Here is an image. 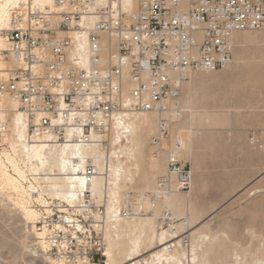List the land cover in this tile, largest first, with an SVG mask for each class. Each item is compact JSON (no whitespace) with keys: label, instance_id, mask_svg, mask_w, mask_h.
<instances>
[{"label":"built area","instance_id":"1","mask_svg":"<svg viewBox=\"0 0 264 264\" xmlns=\"http://www.w3.org/2000/svg\"><path fill=\"white\" fill-rule=\"evenodd\" d=\"M8 12L0 29V148L4 116L13 112L7 101L25 115L28 143L47 135L44 143L57 148L107 150L114 122L121 129L132 116L153 113L152 156L166 157V174L151 193L155 201L170 193L171 176L180 192L188 194L191 186L180 142L162 144L182 114L177 101L184 82L193 73L226 69L233 33L264 32V0H20ZM249 142L256 144L254 137ZM88 160L79 172L83 189L76 202L61 197L42 172L19 162V176L8 165L38 214L31 224L38 245L31 252L39 246L59 264H105L106 208L93 196L99 172ZM126 196L131 200L133 193ZM115 215L128 219L144 211L125 207ZM159 220L167 226L185 222L168 211ZM172 236L169 251L189 248L187 236L174 230Z\"/></svg>","mask_w":264,"mask_h":264},{"label":"bare ground","instance_id":"2","mask_svg":"<svg viewBox=\"0 0 264 264\" xmlns=\"http://www.w3.org/2000/svg\"><path fill=\"white\" fill-rule=\"evenodd\" d=\"M19 1L0 0V29H4L7 26L9 7L15 6ZM230 44L234 48V60L232 64L224 69V72L231 73V75L244 73L248 79L259 80L256 63L247 64L245 69H242L243 71L239 65L243 51L248 45L256 46L254 48H257L258 54L264 58V33L257 31L235 32L230 36ZM217 73L218 71L198 72L199 75L193 73L190 75L189 80L184 82L181 103L182 114L180 118L172 121L169 131L170 138L162 143L164 147H167L176 140L180 142L181 147L178 151V156L192 166L191 191L189 195L185 196L180 193L176 177L171 176L170 193L168 195L157 201L151 197H143L145 191L152 188V193L155 191V176L166 174V157L164 155H160L158 158L148 156L150 136L156 133L157 128V116L155 114H136L129 119L128 125L121 129L118 123L114 122L108 137L109 147L107 150L94 145L57 148L44 143L47 135L39 137L32 144L28 143L26 141L28 131L26 117L21 111H16V106L9 101L6 102V105L13 109V112L4 116L7 128V132L4 134V142H8L9 146L8 149H4V152L0 154V181H3L7 187L16 192L19 197L22 215L28 224H33L37 220L38 214L31 206H28V202L23 196L22 188L8 174L5 162L19 176L22 175L19 168L20 162L25 166L29 165L35 172H42L46 177H51L49 178L51 179V186L56 189L58 194L63 198L70 197V200L76 202L79 201L76 194L83 189L79 172L89 162L88 159H91V163L99 172L91 186L93 196L97 202L105 203V200L107 201V208L105 203L106 231L104 239L105 245L107 246L108 244V247L105 250V264H184L185 261L188 264H212L214 259L216 264H226V258L232 259L231 264H241L243 262L241 253L237 250L238 248L234 249V244L228 236V232L223 230L215 234H208L198 229L193 233L191 232V240H189L191 253L189 252L188 254L185 253L183 248L169 251L167 247H164L173 238V230L177 237L181 236L198 217L197 212L192 207L193 199L191 197L196 189V178L199 171L198 162L193 155V147L197 144V141L194 139V135L186 134L184 130L195 126V119L197 118L201 127H222L226 124L222 117L216 115L213 106H208L207 109L202 110V113L196 111L200 86L208 82H215V85H217L216 79L220 75ZM217 82L220 85H226L229 83V78H219ZM128 88L129 85L126 84L124 90L127 91ZM205 96L209 99L214 98V95L210 92L203 97ZM222 107L225 108L224 106ZM236 111L240 112L237 109ZM254 140L257 144L258 140L255 138ZM134 182H137L136 184L141 188L142 192L136 195L137 202L134 200V202H130V205L136 209L141 207L142 210H144V207L147 210L146 212L150 211L152 215L134 216L128 219L116 218L117 209L126 207L122 205L121 200L125 192L131 189ZM164 211H168L175 220L184 218L185 222H172L167 229L159 230L157 217L161 216ZM198 212L200 213V211ZM179 243L180 241H178ZM157 248L160 249L152 253L148 258L135 260ZM262 251L264 250L260 247L256 249L254 264H264V252Z\"/></svg>","mask_w":264,"mask_h":264},{"label":"rangeland","instance_id":"3","mask_svg":"<svg viewBox=\"0 0 264 264\" xmlns=\"http://www.w3.org/2000/svg\"><path fill=\"white\" fill-rule=\"evenodd\" d=\"M257 32L264 33L263 31ZM254 47L256 46L248 45L245 47L239 67L242 70L245 69V66L247 64L256 63L255 66H258L257 74L259 80H254V78L248 79L245 77L244 73H241L239 75H231V73H226L224 72V70H222L218 71L217 74L220 75L216 80L218 81L219 78L228 77L229 83H227L226 85H220L216 81L217 85H215V82H208L203 84V86H200V91L198 90L196 111L198 113H202L205 109L208 108V106H213V110L216 111V115L222 117L225 120L226 124L222 127H201L198 124L197 118L195 119V126L184 130V133L191 136L194 135V139L197 141V144L193 147V155L198 162L199 170L205 173V182L201 181L200 183V188H202L205 184V188L202 193L204 204L206 202L205 198L207 199V201H209L208 206H206L205 209L208 214H201V212L203 211L199 210L195 206L194 200H192V207L197 212L198 217L192 225L187 227V231L184 233V236H187L188 239L191 240V232L193 233L197 231V229L203 230V232L208 234H215L220 230L228 232L227 234L232 239V242L234 244V249L238 248L237 250H239V252L241 253V257H243V262H241V264H245L246 262V264H254L256 260V249L260 247L262 250H264V199L263 203H259L257 205L255 204L254 206H252L253 208H249L247 206V203H249L250 200H248L249 196L247 194L248 192L246 188V178L242 176L240 177V175H218L219 172L238 173L241 168L238 167L232 169L215 167V153H218V151L216 152V150H219L220 148L215 147L214 140H222L223 145L226 142L227 144H236L237 140H239V137L237 135H231V129H234V127H247L246 125H243L242 122L246 121L248 117H252L256 120L259 119L258 121H262L261 117H263L264 119V94L260 93L264 91V58H262L261 55L258 54L257 48ZM232 54L234 60L233 47ZM251 83L256 85V87H249ZM247 90H249V92ZM209 92L214 95L213 99H209L207 98V96L203 97ZM182 96L183 90L181 92V98H179V100L181 99V101H177L181 109ZM221 106H224L225 108H221ZM236 109L240 112H237ZM154 134L150 136V139ZM250 137H255L256 140H258V145L264 147V136L246 135L245 139L247 145H249L248 141ZM219 141L217 142L219 143ZM8 146V142H4L3 147L0 148V154L4 152V149H8ZM148 148V156H152L150 142L148 143ZM254 149L256 151L258 150L261 151V153H264V151L259 149L257 145L256 147L254 146ZM210 155L212 156L211 158ZM182 161L188 163L190 168L192 167L189 162H186L183 159ZM5 165L8 174L13 177L12 173L9 172L10 170H8V164L6 162ZM161 176V174L155 176L154 186L157 179ZM219 182H223L226 187H230V190L225 191L223 196L218 195L216 199H213V195L216 193L214 191V188ZM136 183L137 182H134L133 186H131V189L128 191H131L133 193V198L131 200H128L126 196L128 192H125L126 195L124 194L121 200L123 206L132 207V205H130V202H134V200L136 201V195H139V192H142L141 188ZM152 189L145 191L143 197L150 198ZM190 191L191 186L189 193ZM189 193L182 194L186 196L189 195ZM191 197L193 199V195ZM211 199H213L214 201ZM105 203L107 208L106 200ZM28 206L30 205L28 204ZM143 209L145 216L152 215L150 211L146 212L147 210H145L144 207ZM255 209L258 210V212H263V214H254ZM198 211H200V213ZM157 223L159 224V230L167 229L169 227L166 224L161 223V221L159 220V216L157 217ZM35 245H38L36 242V235L31 228V224L27 223V220L21 213L18 195L10 187H7V185H5L3 181H0V264H57L56 262L44 256L41 253V248H39V246H37L38 248L36 249V253L31 252L30 248ZM166 245L164 247H167ZM107 247L108 244L106 248ZM159 249L160 248L153 249L147 254L135 260L137 261L142 258H148L152 253L156 252ZM184 250L186 254H188L189 252L191 253L190 246L187 249L184 248ZM230 259H225V261H227L226 264H231L232 259ZM186 263L187 261H185L184 264ZM212 264H216L215 259L213 260Z\"/></svg>","mask_w":264,"mask_h":264},{"label":"crops","instance_id":"4","mask_svg":"<svg viewBox=\"0 0 264 264\" xmlns=\"http://www.w3.org/2000/svg\"><path fill=\"white\" fill-rule=\"evenodd\" d=\"M233 55V54H232ZM259 86V85H258ZM249 87H256L253 83ZM249 92V90H247ZM260 92V91H258ZM264 94V91L260 92ZM262 118V119H261ZM260 119L262 121H258L252 117H248L246 121H243L242 124L246 125L247 127H241V128H236L231 129L232 131L230 132L231 135H237L239 137V140H237L236 144H227L224 143L222 140H217L215 139V147L220 148L218 153H215V167L218 168H241V170L236 173V172H231V173H221L219 172L218 175H223V174H230L232 176L234 175H240V177L246 178V188H247V194H249L248 200L249 203H247L249 208H253L255 204L263 203L264 199V153L261 151H256L254 149V146L256 145H250L249 141L248 144L246 143L245 136L246 135H259V136H264V119L261 117ZM255 138V137H254ZM256 139V138H255ZM219 141V143L217 142ZM222 142V143H221ZM212 156L210 155V158ZM200 172V173H199ZM197 185L196 189L194 190L193 193V200L195 206L199 209L202 210L201 214H208L207 211H205L206 206H208L207 199L205 198V204H204V198L202 196V193L205 188V184L202 188H200V183L201 181L205 182V173L203 171H198L197 173ZM230 190V187H226V185L223 182H219L216 184L214 191L216 192L213 195V199H216L218 195L223 196L225 191ZM211 199V200H213ZM214 201V200H213ZM258 209V208H256ZM255 209L256 215L263 214V212H258V210Z\"/></svg>","mask_w":264,"mask_h":264}]
</instances>
